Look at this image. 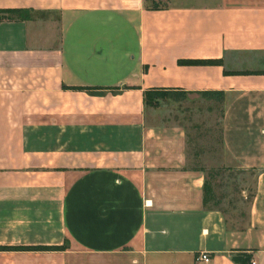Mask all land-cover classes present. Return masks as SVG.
Returning <instances> with one entry per match:
<instances>
[{
    "label": "crops",
    "instance_id": "obj_1",
    "mask_svg": "<svg viewBox=\"0 0 264 264\" xmlns=\"http://www.w3.org/2000/svg\"><path fill=\"white\" fill-rule=\"evenodd\" d=\"M158 2L0 0L31 11L0 22V246L65 245L0 264H264V73H225L264 71V0ZM153 87L224 91L223 143L256 171L242 225L205 208L184 127L148 120Z\"/></svg>",
    "mask_w": 264,
    "mask_h": 264
},
{
    "label": "rangeland",
    "instance_id": "obj_2",
    "mask_svg": "<svg viewBox=\"0 0 264 264\" xmlns=\"http://www.w3.org/2000/svg\"><path fill=\"white\" fill-rule=\"evenodd\" d=\"M149 121L165 120L180 124L188 137L190 166L204 167L217 198L231 225L246 222L255 190L256 171L233 162L222 140L225 102L206 99L200 94L159 90ZM187 140V138H186ZM205 173V172H203ZM206 173V174H207Z\"/></svg>",
    "mask_w": 264,
    "mask_h": 264
},
{
    "label": "trees",
    "instance_id": "obj_3",
    "mask_svg": "<svg viewBox=\"0 0 264 264\" xmlns=\"http://www.w3.org/2000/svg\"><path fill=\"white\" fill-rule=\"evenodd\" d=\"M149 6L151 8H160V3L158 0H147ZM31 11L28 8H0V22L4 20H25L31 18ZM183 63H190V64H200V63H208V64H219L221 61L216 59H209V60H186L182 61ZM264 71H229L225 70L226 74H250V73H258ZM92 91L91 89H89ZM160 88H149L144 91V103L145 106L151 107L154 106V100L158 98ZM181 94H184L186 91H180ZM197 94H200L202 97L206 99L216 100L217 102H224L225 99V93L222 90H204V91H197L195 92ZM186 132V131H185ZM186 133V151H187V158L188 162L186 165V168L191 169H198L203 172H205V182L203 186L204 191V197L203 202L204 206L207 209H220L223 211L222 208L219 207L220 200L217 198L216 191L212 185V183L209 181L206 172V169L204 167H197V166H190L189 163V152H188V137ZM222 140H223V134H222ZM207 173V174H206ZM65 245H51V246H41V245H31V246H0V249H64ZM233 259L239 263V264H251L250 257L244 256L243 254H237L233 255Z\"/></svg>",
    "mask_w": 264,
    "mask_h": 264
},
{
    "label": "built area",
    "instance_id": "obj_4",
    "mask_svg": "<svg viewBox=\"0 0 264 264\" xmlns=\"http://www.w3.org/2000/svg\"><path fill=\"white\" fill-rule=\"evenodd\" d=\"M199 259L208 262V261H210V255H208L206 252L202 251V252L199 254ZM252 263H255V261H252Z\"/></svg>",
    "mask_w": 264,
    "mask_h": 264
}]
</instances>
